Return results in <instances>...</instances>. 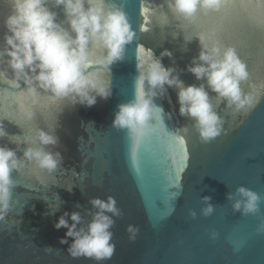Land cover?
Masks as SVG:
<instances>
[{
	"label": "water",
	"instance_id": "95a60500",
	"mask_svg": "<svg viewBox=\"0 0 264 264\" xmlns=\"http://www.w3.org/2000/svg\"><path fill=\"white\" fill-rule=\"evenodd\" d=\"M172 2L104 0L125 14L134 35L122 59L89 66L110 95L92 90L96 103L88 107L17 77L4 53L10 0H0V147L14 151L18 161L8 208L0 214V264H97L71 257L72 238L60 243L67 229L54 227L66 212H78L77 229L86 230L96 211L89 201L96 197L114 198L120 211L107 213L115 251L100 264H264V0H221L219 9H198L189 18L176 14ZM46 6L74 36L64 6L55 0ZM201 36L209 48L235 50L248 72L240 88L251 104L237 111L187 71L202 50ZM165 50L171 56L162 57ZM89 51L94 59L104 54L91 44ZM152 59L173 68L183 87L205 85L222 120L219 135L201 140L195 120L179 114L177 87L140 84L141 69ZM141 88L152 104L153 131L133 141L113 120L118 106L134 102ZM37 130L56 143L42 145ZM29 148L58 153L57 168H39L25 157ZM241 187L258 196L255 212L234 209L246 199ZM129 225L137 229L134 239Z\"/></svg>",
	"mask_w": 264,
	"mask_h": 264
},
{
	"label": "clouds",
	"instance_id": "9594fccd",
	"mask_svg": "<svg viewBox=\"0 0 264 264\" xmlns=\"http://www.w3.org/2000/svg\"><path fill=\"white\" fill-rule=\"evenodd\" d=\"M55 4L64 6L74 36L55 22L56 14L49 11L46 0H10L11 12L5 18V27L10 35H5L8 47L4 53L10 57L9 66L17 77H22L26 83L31 84L35 80L56 98L72 96L74 101L78 98L79 103L91 107L96 103V96L90 94L92 90L105 99L110 93L95 73L87 71L89 66L110 65L122 59L124 46L132 41L134 33L130 30L125 14L114 6H106L104 0H55ZM220 6L221 0H173L170 5L176 14L185 18L193 16L198 9L217 10ZM204 39L200 37L202 50L186 66L187 71L197 80L205 79L207 87L224 98L229 106L234 105L237 111L245 108L252 102L251 95L242 94L240 88V82L248 77L245 64L233 48L221 52L217 45L209 48ZM90 44L94 48H101L104 54L94 59L89 51ZM161 56H171V52L165 50ZM25 69L36 75L29 76ZM174 71L173 68H165L160 60L152 59L146 62V67H142L139 82L142 85L147 80L150 89H162L164 85L177 87L179 114L195 120L194 126L202 141L215 138L221 132L222 120L213 110L205 85L183 87L178 77L173 75ZM152 94L155 95V92ZM118 109L113 126L127 129L133 141H139L153 131L149 125L152 104L142 88L134 102L121 104ZM0 135H3L2 130ZM36 136L42 145L56 143V137L43 130H37ZM24 155L49 172L55 170L59 163L58 153L54 155L42 148H29ZM17 167L15 152L0 147V214L8 208L10 186L13 183L10 173ZM237 191L246 199L236 201L234 209L240 210L243 205L244 212H255L258 196L243 187ZM89 202L96 211L92 213V220L86 230L77 229L82 221L78 212H66L58 218L54 227L57 230L67 229L60 243L67 244L68 238H72L67 249L71 257L82 256L100 264L111 259L114 254L115 245L111 243L113 234L109 229L114 224L112 216H119L120 211L112 197L107 200L96 197ZM211 211L212 207L208 206L204 214ZM66 216L68 219H65ZM127 231L132 234L130 239H134L137 229L129 225Z\"/></svg>",
	"mask_w": 264,
	"mask_h": 264
}]
</instances>
